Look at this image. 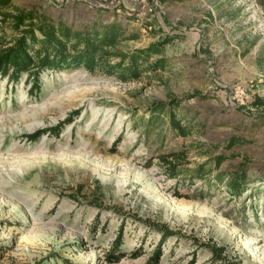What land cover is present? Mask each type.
Listing matches in <instances>:
<instances>
[{"label":"rangeland","instance_id":"obj_1","mask_svg":"<svg viewBox=\"0 0 264 264\" xmlns=\"http://www.w3.org/2000/svg\"><path fill=\"white\" fill-rule=\"evenodd\" d=\"M12 7L79 31L117 22L138 37L121 50L160 47L166 68L127 82L50 71L40 91L0 76V264H264V0ZM161 106L192 132L169 111L149 122ZM171 152L176 178L160 166Z\"/></svg>","mask_w":264,"mask_h":264},{"label":"trees","instance_id":"obj_2","mask_svg":"<svg viewBox=\"0 0 264 264\" xmlns=\"http://www.w3.org/2000/svg\"><path fill=\"white\" fill-rule=\"evenodd\" d=\"M16 0H0V76L18 80L26 74L33 83V88L41 90V75L83 68L90 73H103L107 76L119 75L121 81L139 80L149 71L166 68L165 59L152 61L156 56L162 57L163 49L157 46L146 50L125 53L120 46L137 36L128 37L120 24L94 25L88 31L75 30L63 23H55L34 12L13 8ZM166 0H162L165 2ZM258 104H263L259 101ZM169 111L168 117L172 130L182 137L192 131L182 126L177 118L175 107L169 110L165 106L151 112L149 122L159 119L161 114ZM183 160L182 153L171 152L160 156V166L171 178L178 176L177 169ZM222 158L218 164L221 165ZM205 175L197 171V177ZM248 187L245 173L233 175L227 183V190L233 197L239 196ZM163 241L173 235L167 227H159ZM223 248L213 247L215 261L222 259ZM160 258L157 252L154 260Z\"/></svg>","mask_w":264,"mask_h":264}]
</instances>
